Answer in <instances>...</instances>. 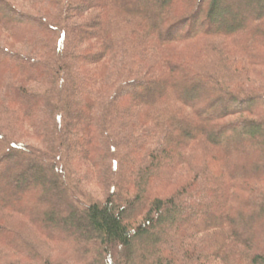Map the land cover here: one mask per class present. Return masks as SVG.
<instances>
[{
    "label": "trees",
    "instance_id": "obj_1",
    "mask_svg": "<svg viewBox=\"0 0 264 264\" xmlns=\"http://www.w3.org/2000/svg\"><path fill=\"white\" fill-rule=\"evenodd\" d=\"M262 127L264 0H0V264H264Z\"/></svg>",
    "mask_w": 264,
    "mask_h": 264
},
{
    "label": "rangeland",
    "instance_id": "obj_2",
    "mask_svg": "<svg viewBox=\"0 0 264 264\" xmlns=\"http://www.w3.org/2000/svg\"><path fill=\"white\" fill-rule=\"evenodd\" d=\"M200 89H202V88L199 87V89L196 91V93L198 94V98H200V95H202L203 92L205 91L204 88L202 90H200ZM261 132L264 134V128L263 127L261 128ZM84 187H86L85 189L87 191H89L90 193H92L95 197H100V193H99L98 189L92 184V182H90V183L88 182V183L84 184ZM55 247H56V245L53 248V252H52L51 256L53 258H58V251H60L61 249L58 247L56 249Z\"/></svg>",
    "mask_w": 264,
    "mask_h": 264
}]
</instances>
